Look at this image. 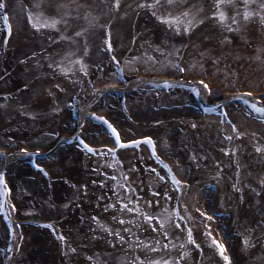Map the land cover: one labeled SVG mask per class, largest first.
<instances>
[{"label": "bare ground", "instance_id": "6f19581e", "mask_svg": "<svg viewBox=\"0 0 264 264\" xmlns=\"http://www.w3.org/2000/svg\"><path fill=\"white\" fill-rule=\"evenodd\" d=\"M67 1L57 6L60 11L70 10L66 3L73 7ZM210 1L203 6L207 17L204 26L213 31L219 25L211 13L218 11V7L216 0ZM162 2L167 3L166 0ZM4 3L8 4L6 0ZM189 4L185 8L190 13L193 4ZM230 21L228 18L224 24ZM11 22L14 36L16 21L13 18ZM248 28L237 48L247 52L245 58L237 61L235 55H229L221 60L222 63L216 58L204 62L218 74L215 69L192 72L190 60L185 57L176 63L182 68L170 64L167 70H145L140 65L130 72V66L125 67L124 76L118 75L112 83L101 80L100 75L93 78L88 75L86 81L93 86L85 92L88 99L82 102L83 95L73 98L72 107L63 117L64 120L70 115L73 117V129L61 135L66 139L83 128L82 135L85 134L96 152L76 144H63L60 138L47 146L28 149L30 152L35 149L34 159L47 167L48 175H45L23 160L22 145L3 150L2 164H13L16 168L13 176L6 170V181L10 185L8 203L13 201L17 213L11 212L10 228L0 218V241L5 246L11 238V228L14 232L11 238L13 258L7 260L6 250V253L0 250V264H19L18 257L23 254L25 264H150L169 259L172 264H217L218 256L215 257L210 244L213 236L227 245L231 264H264V113L253 107L254 104L264 107V86L251 85L248 79L257 72L248 56L252 48L256 51L264 45V26L255 27L251 22ZM230 29L232 31V27ZM237 29V25L233 26V30ZM1 32L4 40L1 48L9 53L10 45L5 41L3 27ZM111 64L114 68L115 64ZM118 69L121 72L119 65ZM11 75L12 71L6 72L4 80ZM53 82L50 80L48 85L53 86ZM204 82L209 83L211 91ZM180 83L184 88L175 87ZM157 84H163L160 85L163 89ZM82 85L78 89L82 90ZM187 85L202 88L199 89L204 104H223L222 115L226 117L219 113L204 114L198 107L194 108L189 103L195 102L193 91L185 88ZM136 87L141 92L136 93ZM142 94L148 95L146 100L142 99ZM44 96L50 100L58 97L55 90ZM123 96H128L127 101L122 102ZM107 98L118 99L120 105L106 101ZM104 105L107 110H103ZM99 111L120 129L122 139L153 137L156 152L147 141L129 148L121 147L114 141L110 129L88 115L93 112L101 115ZM110 148L116 149L115 155ZM226 148L231 151H225ZM38 149L43 151L39 153ZM157 153L163 163L157 159ZM166 165H171L172 171L188 182L181 203L188 205L186 212L190 215L182 220L183 228L174 225L178 217L173 216L167 227L157 222L161 229L157 231L142 218V213L122 208L117 197L111 194L115 193L114 185L119 181L121 190L127 195L128 190L122 185L129 183L139 190L144 211L153 214L156 210L158 214L166 200L164 192L172 193L173 201L180 195L170 182L162 179L168 174ZM153 187L160 196H155ZM131 195L133 200L138 199L135 190ZM148 200H160L161 204L149 205ZM173 201H168L169 207H174ZM113 202L117 203L116 208L110 207ZM201 209L210 216L204 217ZM121 215L136 219L137 223L131 227L138 239L124 231L129 224L120 223L118 217ZM97 216L99 221L95 219ZM189 224L195 243L187 238ZM117 232L127 235V239L121 240ZM221 257L220 260H225Z\"/></svg>", "mask_w": 264, "mask_h": 264}, {"label": "rangeland", "instance_id": "374dc122", "mask_svg": "<svg viewBox=\"0 0 264 264\" xmlns=\"http://www.w3.org/2000/svg\"><path fill=\"white\" fill-rule=\"evenodd\" d=\"M9 1L13 7L16 32L10 56L2 61L4 51L1 50L0 23V63L4 67L2 70L13 65L17 68L0 83V92L7 93L0 98V145L10 150L16 145L47 146L53 143L59 132H70L73 129V117L70 115L64 120L65 111L72 107L73 98L78 94V86L84 84L87 76L96 73L98 68L102 70L99 74L101 80L118 79L116 68L111 63H106L109 55L106 36L109 35V29L118 57L127 59L133 71H136L135 66L140 65L143 69L167 70L170 64L176 65L177 60L187 57L190 60V70L203 73L206 69L214 71L215 68H210L205 63L215 58L220 61L229 55H235L237 61L245 58L247 52L237 49L241 36L246 35L251 22L255 27L264 26V16L260 15L264 11V0H247V3L245 0L225 1L222 7L231 21L224 24L218 17L214 18L221 31H217L219 28L207 30L204 26L207 17L204 16L203 6L211 3L210 0H173L171 7L162 2L164 11L173 15L188 12L185 7L191 2L193 8L186 17L193 21L191 31L183 24L179 30H174L175 25L169 27L151 8L139 7L141 0L120 1L119 8L116 7L115 0H68L73 5L70 13L74 15L69 23H65L68 27L60 24V21L56 27L48 24L49 20L61 15L57 6L65 0H53L57 2L54 4L52 0ZM245 11H251L253 15L245 17ZM67 13L65 11L64 15ZM33 20L42 26L36 27ZM233 20L239 22L233 24ZM236 25L239 30H233ZM252 50L248 56L249 62L255 64L257 72L248 79L251 85L262 87L264 45L256 51ZM81 56L87 64L86 73L77 60ZM60 64L73 70L62 71L58 67ZM215 71L218 74L216 69ZM50 80H54L51 87L48 85ZM59 84L63 86L60 87ZM92 87L89 85L86 93ZM53 90L58 95L57 100L44 98L46 93ZM85 95L87 94L82 96V102L88 99ZM141 97L146 100L148 95L142 94ZM106 101L111 99L107 98ZM111 102L120 105L116 98ZM103 108L107 110L108 107ZM22 256H19V264H25L26 257L24 254Z\"/></svg>", "mask_w": 264, "mask_h": 264}, {"label": "snow or ice", "instance_id": "6c2138e0", "mask_svg": "<svg viewBox=\"0 0 264 264\" xmlns=\"http://www.w3.org/2000/svg\"><path fill=\"white\" fill-rule=\"evenodd\" d=\"M166 2L169 5V7H171L173 0H166ZM224 3H225V0H216V7H218L219 10L218 11L214 10L211 14L214 17H218L219 20L227 22L228 16L222 7V5ZM115 4H116V7L119 8L120 7V0H115ZM139 7L151 8L153 10V13L157 14L158 18L161 21L166 22L169 25V27H172L173 25H175L174 30L181 29L182 24H183V25L187 26L188 31H191L193 21L191 19H186V17L190 15V13H188V12H184V13H181L179 15H173L170 12L166 13L164 11V5H163V3H161V0H151V2H149V0H141V4L139 5ZM245 7H247V5H245ZM262 7H264V6H262ZM5 8H6V6H5ZM237 15H239V14L237 13ZM244 15H245V17H248V16L253 15V13L251 11H245ZM260 15L264 16V11H262L260 13ZM5 19L6 20L8 19L7 15H5ZM200 22H202V21H200ZM238 22H239L238 20L232 21L233 24H236ZM33 23L38 28L42 26L36 20H33ZM58 23H59V21L56 19H52V20L48 21V24L52 27H56L58 25ZM8 31L9 32L12 31V26H11L10 22L8 24ZM107 47L112 48L111 30L110 29H109ZM77 60L79 61L80 68L86 73L87 72V64L85 63L84 58L82 56L77 57ZM70 63H74V62H70ZM176 66L180 67L179 64H177ZM58 67H60V69L62 71H66V72H71L73 70L71 67H67L64 64H60V65H58ZM120 71L122 72L123 69H120ZM164 83L169 84L170 81H164ZM204 83L206 84L208 90L211 91V86L207 85V82H204ZM197 91H199V90L197 89ZM253 107L257 108V110L259 112L264 113V107L257 106L255 104L253 105ZM88 115L90 117H94L96 120L103 121L106 128L110 129L111 133L113 134L114 140L116 142H118L121 147H124L126 145H136V144H139L141 141H147L149 144L152 145V151L154 153L156 152V146H155V142L153 140V137L146 136V137H140L139 139H133V140L122 139L120 129L111 120H109L107 117L98 115L97 113H89ZM79 139L81 140L84 147H87L92 152L97 151V149L95 147H93L92 144L88 143L87 140L83 139L82 136ZM24 151H27V149H25ZM225 151H231V149L226 148ZM110 152L112 155H115L116 149L110 148ZM156 155H157V159H160V162L163 163V160H162V158L159 157V154L157 153ZM193 155H195V153ZM121 163H123V161H121ZM217 163L219 164V161H217ZM37 166L41 167V168L43 167V165H37ZM115 166L116 165L114 163L113 167H115ZM149 167H151V166H149ZM166 168H167L168 174L163 175L162 179L164 181L170 182L172 187L175 188L180 193V195L175 197V200L173 201V194L169 193V192H164L163 195L166 198V200H165L164 206L160 207L158 209V214H156V210H154L153 214H149L148 212L144 211L143 206L140 204V201H139V198L141 197L139 190L134 189V187L131 186L129 183H123V185H122L123 189L128 190L127 195H125V193L121 190V186H120L119 181H117V183L114 185L115 193L111 194V195H115L117 197V201L122 208L127 209L130 212L142 213V218L147 220L149 222L150 226L154 230H157V231L161 230L158 228L157 222L159 223V225H163V226L167 227L169 225V223L172 222L173 216L178 217L177 219H175L174 225L178 228H183L184 224L182 223V220H184L186 215H190V213L186 212L188 205L181 203V200H183L185 198L184 189L186 187H189L188 182L186 180H181L176 175V173L174 171H172L171 165H166ZM157 171H159V169H157ZM3 176H4V173L0 172V179H3ZM3 183L6 185L7 181L4 180ZM100 183L103 184L104 181L101 180ZM85 189H87L86 185H85ZM134 190L136 191V194L138 197V199H135V200L132 199V195H131ZM8 191H10V189H8ZM152 191L155 194V196L161 195L160 192L156 191L155 187H153ZM168 201H173L174 207H169ZM153 203H155V205H160L161 201L160 200H155V201L148 200L147 201V204H149V205H151ZM13 207H15V204H13ZM110 207L116 208L117 203L116 202L111 203ZM201 211L203 212L202 209H201ZM203 216L209 217L210 214L208 212H203ZM95 219L97 221L100 220V218L98 216L95 217ZM114 219H116V218H114ZM118 219H119L121 224H129V227L127 229H125L124 231L127 234H131L133 236V239H138L136 234L132 231V227H131V225L137 223L136 219L133 217H128L126 219L123 215L119 216ZM103 227H105L110 232L112 231V228L109 227L107 224H103ZM187 234H188L187 235L188 240L193 241L195 243L194 237L192 235V228H191L190 224L187 227ZM60 235L62 238H64L66 240V237L63 236V233H61ZM116 235H119L121 240L127 239V235H121L119 232H117ZM213 239L215 241V244L219 247L220 254H221V256L224 257L226 264H231V256L228 255L226 252L227 245H225V244L221 243L219 240L215 239L214 236H213ZM245 242H247V239ZM113 243H115V240H113ZM149 243H151V241H149ZM197 246H199V245H197ZM172 247H175V245L173 244ZM73 251H75V249H73ZM140 259L143 260V257H141ZM150 264H172V261H171V259L163 260V261L156 260V261L150 262ZM181 264H182V262H181Z\"/></svg>", "mask_w": 264, "mask_h": 264}]
</instances>
